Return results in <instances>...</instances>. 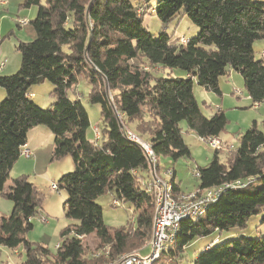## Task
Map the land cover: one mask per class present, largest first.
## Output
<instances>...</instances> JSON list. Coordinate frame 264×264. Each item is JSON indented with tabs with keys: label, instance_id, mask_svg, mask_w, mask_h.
Wrapping results in <instances>:
<instances>
[{
	"label": "trees",
	"instance_id": "trees-1",
	"mask_svg": "<svg viewBox=\"0 0 264 264\" xmlns=\"http://www.w3.org/2000/svg\"><path fill=\"white\" fill-rule=\"evenodd\" d=\"M22 6L37 9L30 22L35 38L16 46L18 70L0 75L5 92L0 101V195L13 204L10 216L0 218V248L22 247V264H111L150 241L155 214L148 185L151 165L149 171L145 152L127 132L150 145L158 170L160 158H191L181 123L198 139H219L227 124L221 110L203 114L194 84L221 95L219 79L234 71L251 102L264 103V62L253 51L254 42L264 39V2L24 0ZM147 14L155 15L163 28L187 18L195 35L153 34L143 25ZM80 78L90 86L87 103L100 109L94 140L87 138L90 119L76 92ZM43 83L52 87L53 101L46 109L36 105L30 92ZM38 125L53 135L51 161L70 157L73 163V171L55 184L65 192L63 209L73 222L59 233L55 255L26 239L41 206L35 187L21 176L4 188L28 131ZM213 152L206 166L195 169L196 188L220 193L198 216L179 223L153 264H185L187 246L230 230H238L239 237L214 239L191 264H264V237L241 233L253 216L262 215L264 221V130L253 123L239 134L224 163L220 151ZM107 193L131 204L134 227L105 225L96 200ZM89 236L95 250L88 255L82 241Z\"/></svg>",
	"mask_w": 264,
	"mask_h": 264
},
{
	"label": "rangeland",
	"instance_id": "rangeland-1",
	"mask_svg": "<svg viewBox=\"0 0 264 264\" xmlns=\"http://www.w3.org/2000/svg\"><path fill=\"white\" fill-rule=\"evenodd\" d=\"M257 1L264 2V0ZM17 7L18 5L13 3V10L9 13L4 9H0V19L2 16L4 18V22H1L4 31L0 34V47L2 53L6 55L4 60H1L2 62L10 61L11 63L15 59L18 66L9 74L15 73L19 68L20 53L16 50L18 43L31 42L35 38L32 25L26 23L24 26H21L20 22H31L36 15L37 9L35 7H23L18 9ZM5 21L11 24L10 27H7ZM143 25L153 34L158 35L164 32L167 36H172L174 39H189L195 35L194 27L187 18L173 20L163 28L155 15L147 14L143 18ZM10 30L12 33H9ZM253 51L256 58L264 62V58L261 57L262 53H264V39L254 42ZM144 69L148 68L144 67ZM148 71H150V69H148ZM151 73L156 74L152 71ZM218 84L221 95L205 91L196 84L193 85L192 91L194 98L205 116H211L217 110H221L225 114L227 124L224 131L220 134L219 139L221 141L220 145H226V147L223 150H218L220 151L219 160L221 163H224L237 147L239 134L249 129L253 123L256 124L259 130H264L262 124L264 120V103L253 104L251 102L244 90L242 77L236 72L231 73V76L227 78H220ZM89 89V84L80 78L76 86V92L79 94L90 119V129L87 133V138L91 139L92 135L90 130L94 129V135L97 139L98 130L96 125L100 124V109L98 106H91L87 103L86 100ZM0 91H2L5 96V92L2 88H0ZM51 91L52 87L50 84L43 83L33 86L30 92L33 94V101L36 105L46 109L49 108L53 101V98L50 96ZM4 96H0V101ZM68 96L71 98L73 93L69 92ZM180 126L182 128V137L188 145L191 158L179 159L176 162L160 158L158 170L155 172V177L162 178L164 181L170 183L173 177L171 172L167 171V173L161 174L159 167L160 170H164V172L169 169L174 171L175 182L181 184L184 190V192H179L177 190V192L174 193L175 196L183 193L191 194L197 191L195 186L197 184V177L194 176L193 171L197 166H206L211 161L214 154L213 148L203 144L200 139L186 133L184 123H181ZM34 127H37L35 132L28 133L26 141L28 144L27 147L32 153V157L30 159L25 158L23 155L19 157L9 172L4 188L7 189L11 185L13 179L21 176L26 177L27 181L35 187L37 193L40 195L41 206L39 214L32 221L33 228L27 233L26 239L32 244L45 246L50 251L51 255H55L56 247L60 241L59 233L72 225L73 222L66 218L63 209L66 198L65 192L57 189L54 190L53 185L57 184L61 176L73 171V163L70 157H65L59 161H51L54 146L53 135L42 125ZM39 129H41V131ZM154 178L153 175H150L151 181ZM113 199L114 198L107 193L96 200V203L102 209V219L105 225L114 229L123 226L134 227L135 216H132L134 208L131 204L121 201H117L115 205ZM12 209V202L0 195V218L9 217ZM239 233L238 230H230L221 233L216 231L209 236L197 239L184 249L183 256L185 258V264H191L193 258L214 239H219L224 242L233 237H239ZM241 233H244L245 236L264 237V221H262V215L253 216L248 221L247 227ZM82 245L88 255L95 250V243L92 236L84 237ZM148 245H150V241L142 248L130 253L137 254L139 252L140 256L147 257L151 253L150 248L147 247ZM24 261L25 253L22 247H18L16 251L9 250L5 247L0 248V264H22ZM155 262L156 260L154 263Z\"/></svg>",
	"mask_w": 264,
	"mask_h": 264
},
{
	"label": "bare ground",
	"instance_id": "bare-ground-1",
	"mask_svg": "<svg viewBox=\"0 0 264 264\" xmlns=\"http://www.w3.org/2000/svg\"><path fill=\"white\" fill-rule=\"evenodd\" d=\"M130 138L131 140L135 142L138 141V143L137 142L136 143L142 147L143 151L145 152V154L147 153V156L150 158L151 161H156V162H151V171H152L153 178H154L156 176L155 172L157 168V158L154 155L150 145L146 142L141 141L135 135L130 134ZM200 141L203 144L208 145V146L213 145V143H220V140L218 138L200 139ZM154 179L156 180V182L162 183V195L168 205H177V207H180V209H189V203H200V204L196 206L195 213L185 212L181 214L180 216L174 218V221L172 223V231L168 234L165 245L159 248L156 254H152L151 257H149V259L147 260V264H153L154 261L157 260L160 252L164 249L166 245L168 246V244L173 239L176 231H178L179 223L183 219L185 218L187 219L190 216L191 217L196 216V215L198 216V214L202 213L209 204L213 203L216 200L218 194L220 193V189H219V190H208V191H203V192L196 191L195 193H191V194L183 193V194H179L178 196H175L172 185L169 182L164 181L162 178L160 179V178L155 177ZM150 190H151V193L153 194L154 209H155V214L153 217L152 236L150 240V244H151V242H153L155 238L156 218H157L158 211H159V192H158L157 186L155 185H150ZM210 198L211 200H209ZM138 254L139 252L137 254L122 255L111 264L126 263L127 261L134 260Z\"/></svg>",
	"mask_w": 264,
	"mask_h": 264
},
{
	"label": "built area",
	"instance_id": "built-area-1",
	"mask_svg": "<svg viewBox=\"0 0 264 264\" xmlns=\"http://www.w3.org/2000/svg\"><path fill=\"white\" fill-rule=\"evenodd\" d=\"M3 2H0V5H3ZM27 22L26 21H21L20 25H25ZM262 58H264V53H262ZM3 64L0 65V71L3 68ZM129 138H130V132H127ZM131 139V138H130ZM138 143V141H136ZM214 150H223L226 145H220V143H213V145L210 146ZM21 155H23L25 158L30 159L31 154L29 150L25 148V146L22 148ZM147 156V153H146ZM148 162H149V171H150V165L151 162H156V161H151L150 158L147 156ZM194 176L196 175V172L193 171ZM151 175V172H150ZM148 185H155L158 188L159 192V211L158 215L156 218V227H155V238L154 241L151 242L150 245L147 247L150 248V255L147 257H142L140 254L136 256L134 260L127 261L126 263H120V264H147V260L149 257H151L152 254H156L159 248L165 245L166 243V238L168 234L172 231V223L174 221L175 217L180 216L181 214L185 212H194L196 210V206L200 203H189V209H180V207H177V205H168L167 202L165 201L163 195H162V183L156 182L155 179L149 182ZM53 189L56 190L57 187L54 184ZM211 200V198L209 199ZM114 204H117V201H113Z\"/></svg>",
	"mask_w": 264,
	"mask_h": 264
},
{
	"label": "crops",
	"instance_id": "crops-1",
	"mask_svg": "<svg viewBox=\"0 0 264 264\" xmlns=\"http://www.w3.org/2000/svg\"><path fill=\"white\" fill-rule=\"evenodd\" d=\"M22 1H24V0H0V2H3L4 4L3 5H0V9H4V10H6V11H8V13L11 11V10H13V3H15L16 5H18V9H20V8H23V2ZM17 9V10H18ZM1 22H4V18H3V16H2V18L0 19V34H2L3 33V31H4V28H3V24L1 23ZM5 23H6V25H7V27H10V23L8 22V21H5ZM28 23H30V21H28L27 22V24ZM21 26H23V25H21ZM20 28V27H19ZM9 33H12V31L10 30L9 31ZM6 57V55L5 54H3L2 53V49H1V47H0V60L1 59H3L4 60V58ZM0 64L2 65V64H4V66H3V68H2V70L0 71V75H10L9 73H11L13 70H15L16 69V67H18L17 66V61L14 59V61L13 62H11L10 63V61H6V62H2V60L0 61ZM19 65V64H18ZM234 71H231L229 74H228V76H226V77H224V78H227V77H229V76H231V73H233ZM2 94V95H1ZM0 96L1 97H3V92L2 91H0ZM97 126V125H96ZM92 127V126H91ZM37 127H32L31 129H30V131H28V133H31V132H35V129H36ZM93 128V127H92ZM40 131H41V129H39ZM94 129H92V130H90L91 131V135H92V137H91V139L89 138V140H94L95 139V135H94V131H93ZM186 133L187 134H191V136H194L195 138H197L192 132H190V131H188V130H186ZM198 139V138H197ZM220 140V139H219ZM221 142V141H220ZM28 146V144H27V142H26V145H25V148L27 149V150H29V148L27 147ZM29 152H30V154H31V157H32V153H31V151L29 150ZM30 157V158H31ZM159 171H161L160 173L162 174V173H167V171H170L171 172V175L173 176L172 177V179L170 180V182L172 183V185H173V187L175 188V189H177L179 192H184V190L182 189V187H181V184H179V183H176L175 182V178H174V171H172V170H166L165 172H164V170H160V167H159ZM194 171H195V169H194ZM196 186V185H195Z\"/></svg>",
	"mask_w": 264,
	"mask_h": 264
}]
</instances>
